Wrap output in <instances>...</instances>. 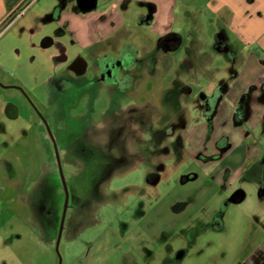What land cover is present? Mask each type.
<instances>
[{
  "label": "rangeland",
  "instance_id": "374dc122",
  "mask_svg": "<svg viewBox=\"0 0 264 264\" xmlns=\"http://www.w3.org/2000/svg\"><path fill=\"white\" fill-rule=\"evenodd\" d=\"M214 1H171L176 9L172 10L169 25L180 33L183 40V49L178 51L176 57L182 58L188 47L197 49V56L194 55L192 59L195 62L198 60L199 66L193 68V74L186 73V76H196L200 84L198 87L218 85L224 76L231 83V91L223 93L218 114L213 119L212 133H208L200 116L192 115L191 120L186 121L190 140L182 150L192 157L184 162L171 161L172 170L156 187L146 184L148 155L153 152L160 158L164 147L167 150L172 148L168 138L162 139L158 135L165 129L169 114L165 113L166 108L163 109L164 114L158 113L162 99L157 80L139 76L135 80L133 93L130 89L132 94L127 95L125 101L119 105H108L111 110L109 115L85 117L86 133L90 137H121L128 142L125 143L130 152L127 161L132 170H125L128 165L119 166L125 174L115 173L111 185L102 186L99 190L94 186L93 178H90L88 162L81 166L73 161L71 167L64 164L67 190L64 185L61 190L55 189L59 195L58 201L60 199L63 206L60 229L58 212H52V215L46 213L49 186H54L58 180L59 157H56L51 146L47 149L44 142L30 143L27 137L32 129L40 126L48 142L56 144L57 152L64 155L55 127L60 128L61 125V107L58 105V117L54 111L52 122L49 118L47 120L55 136L54 142L41 120L37 117L34 122L25 119L30 110L27 111L25 103H20L23 105L20 113L25 115H20L22 119L18 120L17 126L26 127L28 134L21 135L19 130L16 138L13 135L9 137L5 132L0 134V165H4L8 173L6 175L0 169V264H139L144 260L151 264H241L256 249L258 242L264 239L261 228L264 224L256 221V212H264V199L258 195L263 186L262 167L255 160L261 150V155L264 154V97H258L252 91L258 87L261 78L256 76L257 83L247 86V92L236 93L242 82L238 81L237 74L230 76L224 70L228 67L225 56L215 50L213 39L217 29L222 27L231 35L234 43L239 40L225 22L218 20L219 17L213 13V6L217 5ZM54 2L38 0L33 3L32 9L27 8L24 25L23 22L13 25L5 22L0 26V69L5 73L32 82L37 79L41 65L48 64L44 62L41 50H30V55H34L30 61L24 47L26 43L37 44L43 31L54 28V24L43 20ZM138 4L140 2L136 0L130 2L129 10L123 15L126 20L120 27L119 35L137 44L140 49L145 45L153 48L156 33L150 29V25L143 27L134 20L132 24L128 22L132 14L134 17L136 11L142 9ZM20 7L10 14L11 17L19 12ZM26 25L40 30L32 34ZM30 33L35 35L33 41L27 40ZM17 37L24 38L20 40ZM187 52L190 54L192 50ZM190 63L186 64L185 70L191 68ZM236 63L240 73L250 75V68L241 67L243 62L239 58ZM173 73H170L171 77ZM149 83H153L151 89L147 87ZM42 92L29 90L45 110L48 107L46 98L54 95ZM52 103L53 100L50 106ZM77 110H70L67 115L73 116ZM149 114L152 116L150 120L147 119ZM10 133H16V129H10ZM221 138L225 140L221 143L222 147L228 145L226 151L217 145ZM102 151L110 165L105 166V159V164L95 166L109 170L119 159L118 147H112L109 153L104 149ZM197 155L205 159H195ZM158 162H165V157ZM80 168L82 171L77 172ZM250 168L258 175L250 177ZM190 171H195L198 177L182 181ZM30 177L34 180L32 183L28 182ZM232 187L245 189L248 197L244 202L230 205L224 218V229L219 231L214 227V217ZM79 190L85 191V194L79 195ZM50 192L53 194L52 187ZM63 196L64 204L61 201ZM163 232L168 236L163 238ZM58 237L59 251L56 249ZM182 247V256L177 258L180 253L177 249ZM150 250L152 254H149Z\"/></svg>",
  "mask_w": 264,
  "mask_h": 264
},
{
  "label": "flooded vegetation",
  "instance_id": "af4514ba",
  "mask_svg": "<svg viewBox=\"0 0 264 264\" xmlns=\"http://www.w3.org/2000/svg\"><path fill=\"white\" fill-rule=\"evenodd\" d=\"M129 2L130 0H123L122 5L126 6ZM66 6L67 0H60V2L53 8L54 13L50 16V19L52 18L56 23L54 28L50 31H43L39 36L37 44H30L31 50L35 49V51L41 50L43 52L42 58L44 62H48V64L41 65L36 80L32 82H26L25 80L22 81V83L18 81L19 83L12 85L14 89L19 91L22 98L21 102L25 103L28 107L27 111L30 110V113H27V117L24 118L31 120V122H34L36 117L41 120L47 126L51 140L54 142L55 136L52 133L47 120L49 118L52 122L51 115L54 111L56 112L54 113L55 116L58 117V107H61V114L59 115V117H62V121L59 120L61 125L60 128H57V126L55 127L57 129L56 132L60 135V148L63 150L64 155H62V152L60 154L57 152L56 144L48 142L49 139L46 137L44 131L41 130L40 126H37L36 129H32V133L27 137L31 140L30 143L33 141L36 143L41 141L42 143H45L47 149L51 146L56 153V157H59L57 159L59 160L57 165L58 180L54 186H49L48 195L46 196L48 203V211L46 213L52 215V212H58L57 214L60 216L59 229L63 206L60 204V199L58 201L59 195L56 194L57 192H55V189L61 190L64 185L67 190L66 178L63 172L64 164L71 167L73 161L77 164L79 163L81 166L84 162H88L90 167L88 166L87 168L91 169L89 171L91 173L90 178H93L92 182L94 186L96 185L99 188V190L102 186L106 187L107 185H111L110 181H112V176L115 173L125 174V171L119 166L123 167L124 165L129 164L127 160L129 159L128 156L130 155V152L125 145V143L128 142L122 140L121 137L108 139L97 136L90 137V135L86 133V118H92L93 115H109L111 110H109L108 105H119L125 101V97L133 93L135 80L139 76H146L148 80H157L159 82L157 84V89L160 91L159 95L162 99L160 101V106L157 108L159 111H157L160 114H164L163 109L166 108L167 112L165 113L169 114L166 117L168 120L165 129L161 130L158 135L162 139L168 138L172 146L170 150H167V148L164 147L160 158H157L156 153L153 154V152H150L148 155L149 166L146 167V184H148V186H157L169 174L168 172L172 170L171 161L182 160L184 162V160H189V158L192 157L189 156L188 152L183 153L182 150V147L187 146L188 141L190 140L189 126H187L186 121L189 119L191 120L192 115L200 116L204 120V126L206 130L209 131L208 133L212 131L213 119L218 114V105L223 98V90L225 91L226 86L225 80L222 79L218 81V85L213 86L212 84L207 86L206 84L202 87H198L200 85L198 84V78L191 74L186 76V74L177 75L173 73L174 75H172V77L167 78V75L163 73V71H160L161 68L165 67V63L163 62L160 64L161 58L159 57L158 51H161L167 46L168 41H170L169 35L158 39V50H153L148 53L145 52L140 56L137 55L140 49L138 48V51H136L137 48H135L132 42L126 38H122V43H118L115 48H109L108 52L97 51V49L103 45V42L100 41L95 44L92 43L83 46L77 41L76 36L72 32L73 30L70 28L69 21L62 20L64 14L72 11L66 9ZM148 9L150 14L148 17H142L143 20H148L153 16L151 11H154V6L149 4ZM25 28L26 27H24V29ZM27 29L32 34H35L36 31L40 30L30 25L27 26ZM31 33L27 39L28 41H33L35 36ZM225 36V33H221L217 36L215 35L213 47L215 50L221 51L227 60L231 51L225 42ZM153 83L148 84V89H151ZM0 86H4V83L1 80ZM130 89H132L131 94ZM29 90L36 93L42 91L46 93L50 92L54 95H50V97L46 98L47 100L45 103L47 104L46 107L48 106L47 109L44 110V108L36 102L29 93ZM56 90L58 92H56ZM51 100H53V103L50 106ZM13 101L16 100L13 99ZM103 103L107 104L103 105ZM162 105L165 106L162 107ZM77 106L80 107L76 108ZM240 107L241 103L238 104V110L241 109ZM75 109L78 110L75 114H72L73 116L67 115L70 110L75 111ZM160 109L162 111H160ZM18 114L19 117L17 116L15 118L14 126L11 127V129H16V133H10V129L5 126L3 130H1L7 133L9 137H12V135L14 138L18 137L16 136L18 130L21 132V135L24 134V136H26L28 134L26 127L24 128V126H21L18 128V120L22 119L20 118V115H25L24 113ZM151 118L152 116L149 114L147 119L150 120ZM132 141L135 142V138H133ZM224 141L225 140L221 138L217 145L225 150L228 145L222 147L221 143ZM115 146H117L119 150L117 164L113 165L109 170L105 167H96L95 164H105L107 155L103 153L102 149L109 153L110 149ZM38 149L42 150L40 147ZM195 156V159H205V157L201 155H197V158ZM162 157H165V162H158ZM90 158L93 159L89 161L88 159ZM108 165H110V162L107 158L105 166L107 167ZM4 167V165H0V169L6 172L7 175V169ZM131 168L132 167L128 165L125 170H132ZM76 171L81 172L82 168ZM194 172L195 171L187 172L189 176H183L182 181L191 180ZM11 175H13V172H11ZM94 178L97 180L95 181ZM25 179L26 176L23 180ZM33 181L34 180H32L31 177L28 179L29 183H32ZM50 187H52L54 195L50 192ZM82 193L85 194V191H78L79 195ZM64 196L66 195L64 194ZM64 196L63 199L61 198V201L63 200L62 204L65 202ZM98 196L99 199L102 200V196L100 194ZM28 199L29 201H34L33 198ZM25 207L29 211V205L26 204ZM65 213L66 211L63 214L65 215ZM222 214V212H219L216 217H214L215 229L219 227V218L222 217ZM182 249H184V247L177 249V251H181ZM172 259L174 261V257ZM139 264L151 263L148 260H144L143 262L140 261Z\"/></svg>",
  "mask_w": 264,
  "mask_h": 264
},
{
  "label": "crops",
  "instance_id": "0c3cea01",
  "mask_svg": "<svg viewBox=\"0 0 264 264\" xmlns=\"http://www.w3.org/2000/svg\"><path fill=\"white\" fill-rule=\"evenodd\" d=\"M36 1L38 0H30L29 2L27 0H0V26L5 22L12 25L23 22L22 24L24 25L25 22L23 21V18L25 14H27V8L32 9V6L36 3ZM122 1L123 0H67L66 9L72 11L64 14L62 16V20L69 21L70 28L73 30L72 32L76 36L77 41H79L83 46H87L92 43L95 44L100 41L103 42V45L97 49V51L108 52L109 48H115L118 43H122V38L119 33L121 25L126 20L123 18V15L129 10L130 2L134 0H130L126 6L122 5ZM136 1L140 2L138 6L142 9L140 11H136L137 13H135L134 17L132 14V17L129 18L128 22L132 24L134 20L138 26L143 27L150 25V29L152 28L155 31L156 34L154 35L157 39H155L156 42L153 48L145 45L143 47L141 46L140 49V46L133 43L134 47L137 48L136 51H138V48L140 49L137 55L140 56V52L143 55L145 52L148 53L153 50H158V39L169 35L170 41H168L167 46L161 51H158L159 57L161 58L160 64L163 62L165 63V67L161 68L160 71H163V73L167 75V78L171 77L170 73L172 72L177 75H183L186 73L193 74V67L199 66L198 60L196 59L197 61L195 62L194 59H192L194 58V55L197 56L195 54L197 49L192 46H187L188 48L185 49L184 56L182 58L176 57L178 51L183 49V40L180 33L171 29L169 25V18L172 16V10L176 9V7L171 4V1L179 2L180 0ZM213 1L214 0H212V2ZM59 2L60 0H55L52 5L53 8ZM214 3L217 5L213 6V13L219 17L218 20L225 22L227 25L226 27L231 29L236 35L235 37L239 40L237 43H234L230 37L231 35L225 28L219 27L216 31V36L221 33H225V42L231 51L226 60L228 67L224 70L227 71L230 76H235L237 74L238 81L242 82L241 88L239 87L236 93L241 94L243 92H247V86L253 85L256 81H258L257 77H260V81L258 83L256 82L258 87L254 89L252 93H256L258 97H264V0H215ZM149 4L154 6V11H151L153 16L148 20H143L142 17H148L150 14L148 11ZM18 7L22 10L19 9V12L11 17L10 14L15 13ZM53 8L49 9L48 14H44L43 20L45 23L56 25L53 19H50V16L54 13ZM138 14H140L139 17ZM23 38L24 37H21L19 39L21 40ZM25 46L26 47H24V49L31 61L33 57L29 53L31 50L30 46L27 43ZM191 50L192 52L189 54L187 51L190 52ZM216 51L222 53L219 50ZM238 58L240 62H243L241 67L244 66L245 68H250V75H244L245 72L243 74L239 72L238 65L236 63ZM188 62L192 63L190 65L191 68H187V70H185ZM180 68L183 69L180 70ZM4 78L6 79L4 80ZM222 78L225 80L224 76ZM0 80L4 83V86H0V128L5 126L8 129H11L14 125L15 118L17 116L19 117L18 113L21 112L22 108V105L20 104L22 100L21 95L18 90L12 87V85L19 82L22 83V79H20V77L17 78L14 74H7L0 69ZM225 82L226 89L225 92L223 90V93H226V91L229 93L231 91V83L226 80ZM13 99L16 101H13ZM211 130H213V125ZM2 132L3 131L0 130V134ZM227 148L224 151H226ZM262 152L263 150L256 155V158H254L262 167L261 179L263 181V186L259 189L258 195L261 199H264V154L261 155ZM247 169L248 168L246 167L245 170ZM250 173L252 174L250 177L258 175H255L253 169H251ZM196 177H198V174L194 173L191 180L196 179ZM152 187L156 186L152 185ZM234 188L235 187H232L228 190V194H226L227 196L225 197L226 199L222 201L221 208L217 211L218 213H223L222 217L219 218V227L216 228L219 231L224 229V218L226 217L228 208L231 204L237 203L233 202L231 199L233 193L236 190L243 191L244 199L241 202H244L248 197V192L245 189ZM241 202H238L237 204ZM256 213L257 223L261 221V223L264 224V212ZM261 228L264 230V225H262ZM167 236V233L163 232V238ZM152 253L153 251L150 250L149 254ZM241 264H264V239L258 242L256 249L251 251L250 255L241 261Z\"/></svg>",
  "mask_w": 264,
  "mask_h": 264
},
{
  "label": "water",
  "instance_id": "95a60500",
  "mask_svg": "<svg viewBox=\"0 0 264 264\" xmlns=\"http://www.w3.org/2000/svg\"><path fill=\"white\" fill-rule=\"evenodd\" d=\"M232 201L233 202H241L243 199H244V194H243V191L242 190H236L234 193H233V196L231 197ZM60 244V237H58V243H57V246H56V249L57 251L58 250V246ZM180 253H178V257L177 258H181L182 256V251H179Z\"/></svg>",
  "mask_w": 264,
  "mask_h": 264
}]
</instances>
